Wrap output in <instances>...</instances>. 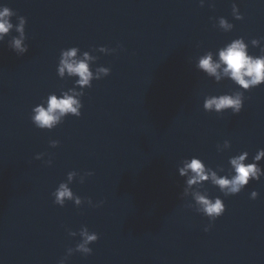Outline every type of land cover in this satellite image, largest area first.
Masks as SVG:
<instances>
[{
  "label": "water",
  "instance_id": "obj_1",
  "mask_svg": "<svg viewBox=\"0 0 264 264\" xmlns=\"http://www.w3.org/2000/svg\"><path fill=\"white\" fill-rule=\"evenodd\" d=\"M233 2L242 21L231 15ZM4 4L27 18L29 51L17 56L7 46L10 37L0 43V264H57L80 239L67 229L82 225L99 240L91 256L75 253L67 264H264V177L229 197L206 183L226 211L204 232L208 219L184 207L177 172L183 158L227 169L230 156L248 151L251 162L264 148V85L245 92L240 114L218 116L203 110L204 96L236 86L195 68L206 50L241 36L264 37V0H215L214 8L209 0L204 7L199 0ZM221 16L235 25L231 32L213 27L210 17ZM118 44L124 50L93 53L94 67H110L111 74L84 90L81 117L68 116L50 132L35 128L32 107L74 83L56 74L60 50ZM50 139L59 146L51 148ZM225 139L231 148L218 153ZM42 152L51 155V166L35 159ZM73 170L94 173L70 187L93 203L103 200L101 207L53 204L52 191ZM253 190L256 200L249 198Z\"/></svg>",
  "mask_w": 264,
  "mask_h": 264
},
{
  "label": "clouds",
  "instance_id": "obj_2",
  "mask_svg": "<svg viewBox=\"0 0 264 264\" xmlns=\"http://www.w3.org/2000/svg\"><path fill=\"white\" fill-rule=\"evenodd\" d=\"M200 7H204L205 0H199ZM209 7H215V0H209ZM231 15L237 21L244 19L237 3L231 5ZM16 18V23L12 18ZM214 21L213 27L222 32H231L235 25L227 18L210 17ZM27 18L19 15L7 5H0V43L5 42L7 46L16 53L17 56H24L29 51V44L26 42ZM17 35H11L12 32ZM251 47L259 48L260 54L250 53ZM199 47V45H197ZM124 50L123 45L118 44L116 48L107 46L92 47L89 50H81L78 46H71L60 50L56 74L61 80L74 79L73 86L65 90L63 87L57 92H52L42 99L31 109L30 121L35 128L42 131H52L61 125L68 116L79 118L84 107L82 97L85 89L92 87V82L99 81L111 74V68L106 66H96L99 56L93 53L112 55ZM197 71L205 74L209 79L219 84L222 81H230L236 87L228 92L219 95L206 94L203 99L202 108L205 112L215 113L222 116L230 111L232 115H238L244 108V102L248 97L246 91L264 85V37L259 39L245 40L243 36L232 39L230 42L219 47L217 50H206L195 60ZM60 144L57 139H50L49 146L56 148ZM231 148V142L225 139L222 144L217 143L216 150L222 153ZM45 155H49L44 160ZM36 160H41L45 165L51 166L53 161L50 154L38 153ZM264 160V148L257 150L249 162V152L242 151L237 155L228 158V168L218 164L215 168L205 163L198 156L183 158L177 164L178 175L184 179V186L180 198L186 200L184 207L194 210L208 219V224L204 226V232H209L214 222L222 217L226 211V205L220 196L213 197L206 183L218 188L224 197L234 196L241 193L251 181L259 182L264 177V167L260 162ZM224 173V174H221ZM94 175L92 171H85L83 174L73 170L69 171L66 180L61 181L52 191L53 204L64 207L66 202H72L77 208L84 203L93 208L101 207L103 200L93 203L91 197H81L76 194L70 185L79 178V183L83 184L86 177ZM259 193L251 191L249 198L256 200ZM190 198V199H189ZM70 237L79 236V241L75 247H68L66 254L61 257L57 264H67L69 258L75 253H80L87 258L93 254L91 244L99 240V234L90 231L86 225H82L79 231L67 229Z\"/></svg>",
  "mask_w": 264,
  "mask_h": 264
}]
</instances>
